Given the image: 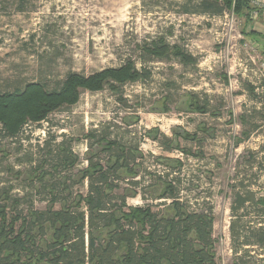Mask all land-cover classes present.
I'll use <instances>...</instances> for the list:
<instances>
[{
  "label": "rangeland",
  "instance_id": "374dc122",
  "mask_svg": "<svg viewBox=\"0 0 264 264\" xmlns=\"http://www.w3.org/2000/svg\"><path fill=\"white\" fill-rule=\"evenodd\" d=\"M184 2L0 0V93L23 89L31 82L52 91L68 75L88 77L127 61L136 69L150 71L148 80L120 88L124 103L117 101V95L108 87L96 93L80 90L75 105L53 113L40 126L27 124L14 139L0 135V189L20 200L18 212L24 214L32 198L33 207L44 210L50 201L48 187H44L53 182L49 176L58 182L63 176L75 178L77 171L87 165L86 153L93 154L97 149H90V141L85 138L92 130L109 133L111 140H127L135 135L133 145L138 146L141 157L149 158L153 152L164 164V160L175 159L171 155L175 150H186L195 160L186 163L188 174L199 179L190 176L191 183L181 184L180 198L190 209H197L196 203L204 206L202 210L210 209L215 263L239 264L236 258L240 253H235L237 245L231 238L230 206L238 182L244 177V184L255 198L264 195V165L261 168L256 163L264 155V120L258 113L264 108V96L257 94L255 100L246 87L260 83L261 76L250 71L241 77L237 62L247 61L248 68L255 71L256 58L264 60V23L262 18L247 23L228 11L220 17L185 14ZM251 30L260 35L248 36ZM159 38L190 54L195 63L184 66L173 57L149 58L141 47ZM230 67L234 75L228 76ZM234 79L236 84L231 85ZM190 96L207 103L205 113L187 109ZM150 129H156L158 138L167 139L172 149L148 137L139 139ZM183 133L195 135L198 140L184 139ZM244 133L248 134L246 138ZM59 143L76 158L72 168L58 165ZM251 161L254 164L248 168ZM148 166L146 161L145 172ZM40 170L49 172L44 180L35 179L34 174H40ZM180 177L184 179L186 174ZM86 188L84 182L70 192L84 196ZM124 188L120 185L116 192ZM3 202L0 197V204ZM145 203L151 201L133 197L127 206ZM160 209L153 207L154 211ZM239 228L234 227L236 234ZM249 254L251 257H242L246 264H264V253L252 247Z\"/></svg>",
  "mask_w": 264,
  "mask_h": 264
},
{
  "label": "trees",
  "instance_id": "16d2710c",
  "mask_svg": "<svg viewBox=\"0 0 264 264\" xmlns=\"http://www.w3.org/2000/svg\"><path fill=\"white\" fill-rule=\"evenodd\" d=\"M182 9L185 14L219 17L228 11L244 22L252 21L246 0H185ZM247 35L258 37L260 33L251 30ZM141 49L151 59L173 57L184 66L195 63L190 54L178 46L166 44L162 38L145 43ZM149 77L147 68L136 69L134 63L127 61L117 68H107L88 77L68 75L52 91L46 90L41 83L31 82L23 89L0 93V135L14 139L25 125L40 126L53 113L75 105L80 90L96 93L108 87L117 95V101L124 103L120 88L127 83L144 82ZM246 87L257 100L254 88ZM262 93L264 96V90ZM190 97L187 109L205 113L207 103L199 102L197 96ZM164 102L167 105V98ZM163 110L166 111L167 106ZM258 113L264 120V108H259ZM182 136L187 140H198L195 135L183 133ZM146 137L164 145L167 150L172 149L167 139L158 138L156 129L144 131L139 139ZM85 138L90 141V149L96 146L98 150L93 154L86 153L87 165L77 171L75 178L63 176L58 182L49 176L54 183L44 187H48L50 194L44 210L35 209L32 198L25 213L18 212L20 200L0 189V197L5 201L0 204V264H216L210 209L202 210L204 206L200 207L198 203L194 205L197 209H190L180 198L181 184H189L190 176L199 179L198 176H189L187 169L186 177L182 179V163L172 158L164 160L167 168L162 176L150 172V156L141 157L138 146L133 145L135 135L127 140H111L109 133L92 130ZM59 144L56 149L58 165L64 169L72 168L76 158L67 146ZM182 152L190 155L189 151ZM251 157L256 159L255 154ZM154 160L158 161L156 157ZM146 161L149 162L147 172L143 168ZM256 163L263 168L264 155ZM253 164L251 161L248 168ZM39 172L34 174L35 179L44 180L43 176L49 174L43 170ZM139 175L149 180L142 181ZM126 179L127 187L124 186ZM244 181L245 177L239 180L230 206L233 216L231 238L237 245L235 253H240L236 258L239 264L247 263L242 257H251L252 247L264 253V195L255 198ZM84 182L86 194L72 195L70 189ZM120 185L125 188L118 193L116 190ZM261 188L264 190V182ZM137 196L151 203L127 206L128 199ZM157 201L158 204H152ZM154 206L161 209L154 211ZM236 225L240 227L238 234L234 231Z\"/></svg>",
  "mask_w": 264,
  "mask_h": 264
},
{
  "label": "built area",
  "instance_id": "2783aa9c",
  "mask_svg": "<svg viewBox=\"0 0 264 264\" xmlns=\"http://www.w3.org/2000/svg\"><path fill=\"white\" fill-rule=\"evenodd\" d=\"M247 3H248V6L250 8L249 10V16H250V19L253 21H256V20H259L260 18H262L260 21L264 22V0H246ZM233 15L232 12H229ZM234 16V15H233ZM256 61H257V65L254 62V60L252 59L251 62L256 65V70L254 71L253 69H249L248 67L250 66V64L247 62V61H241V60H238V67L240 69L238 75H240L241 77H245L246 74L248 72H252L254 73V75H257L259 74V76H261V82L260 83H252V87L254 88V93L255 94H260L263 92L264 90V60L260 61L256 58ZM231 69V72L228 73V76L229 75H234L232 73V68L230 67ZM230 84H236V80L234 79L232 82H230ZM155 144V143H153ZM155 154L152 152V154L150 155V161L152 162L151 164V168H149V170H151L150 172L152 173H156L157 175H163L164 173H166V168L167 166L163 163H160V162H155L154 161V156ZM176 160L180 161L182 163V167H181V171H182V174L181 176L184 175V173L186 172L187 170V167H186V163H190V162H193L195 161L193 156L191 155H187L185 154L184 152L182 151H174L172 154H171ZM197 160V159H196ZM154 161V162H153ZM139 177L135 178V180H138ZM148 178V177H147ZM148 181V180H147ZM127 179L125 180V183H124V186L127 187ZM136 198H139V196H137Z\"/></svg>",
  "mask_w": 264,
  "mask_h": 264
},
{
  "label": "crops",
  "instance_id": "0c3cea01",
  "mask_svg": "<svg viewBox=\"0 0 264 264\" xmlns=\"http://www.w3.org/2000/svg\"><path fill=\"white\" fill-rule=\"evenodd\" d=\"M264 23V22H263Z\"/></svg>",
  "mask_w": 264,
  "mask_h": 264
}]
</instances>
